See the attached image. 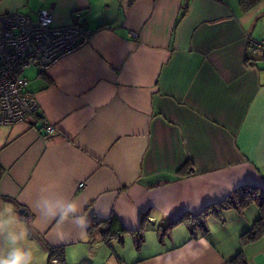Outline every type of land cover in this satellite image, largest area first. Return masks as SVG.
<instances>
[{
  "label": "crops",
  "instance_id": "obj_1",
  "mask_svg": "<svg viewBox=\"0 0 264 264\" xmlns=\"http://www.w3.org/2000/svg\"><path fill=\"white\" fill-rule=\"evenodd\" d=\"M46 8L54 25L78 14L93 34L23 73L57 135L46 138L36 116L0 125V202L15 206L38 259L62 247L66 264H231L238 254L264 264V234L241 242L261 216L254 201L209 212L204 232L179 222L159 239L237 187L264 189V56L250 47L264 41V0L247 11L239 0H0V13ZM52 194L77 200L87 228L114 215L127 231L88 242L75 217L39 214Z\"/></svg>",
  "mask_w": 264,
  "mask_h": 264
},
{
  "label": "built area",
  "instance_id": "obj_2",
  "mask_svg": "<svg viewBox=\"0 0 264 264\" xmlns=\"http://www.w3.org/2000/svg\"><path fill=\"white\" fill-rule=\"evenodd\" d=\"M52 21L50 8L40 9L35 17L18 10L0 13V125L22 123L38 112L23 74L28 66L35 65L43 71L87 45L93 34L78 14L68 25L56 26ZM250 45L264 56V41H251ZM42 125L46 138L58 134L44 119Z\"/></svg>",
  "mask_w": 264,
  "mask_h": 264
},
{
  "label": "trees",
  "instance_id": "obj_3",
  "mask_svg": "<svg viewBox=\"0 0 264 264\" xmlns=\"http://www.w3.org/2000/svg\"><path fill=\"white\" fill-rule=\"evenodd\" d=\"M261 0H239V4L243 11L251 9ZM251 47V45H250ZM252 48V47H251ZM36 119L43 120V116L36 114ZM43 125L41 124L40 127ZM43 128V127H42ZM191 166L192 162L188 161ZM188 167V165H187ZM186 166L180 167L178 172H184V174H189L185 171ZM192 174L193 168H192ZM190 171V172H191ZM256 202L261 211V216L255 220L253 225L244 233L241 234V242L247 243L258 238L260 235L264 234V189L257 187L256 185H242L234 189L226 198L223 200L214 203L213 205L205 207L198 215H186L183 214L175 221H170L162 230L159 231V239L162 240L165 236L166 231L169 230L173 225L182 222L185 223L191 235H195V228L199 227L204 231V217L209 212H217L222 208H235L237 210H243L250 202ZM212 210V211H211ZM127 229L123 224L115 217L111 215L106 220L97 221L92 219L87 228L86 241L93 242L96 235L102 239V241H107L109 238H121L122 234L125 233ZM135 241H143L144 228L141 226L139 230L132 231ZM55 260L58 264H66L64 259V252L62 247L52 248L47 264H53ZM231 264H246L242 254H238L232 259H230Z\"/></svg>",
  "mask_w": 264,
  "mask_h": 264
},
{
  "label": "clouds",
  "instance_id": "obj_4",
  "mask_svg": "<svg viewBox=\"0 0 264 264\" xmlns=\"http://www.w3.org/2000/svg\"><path fill=\"white\" fill-rule=\"evenodd\" d=\"M81 207L74 198H66L60 194L42 196L36 202V208L42 216L60 220H67L69 217L78 219L83 237L87 234L88 222L83 216H75ZM28 236V229L23 227V221L15 206L8 202H0V238L3 239L5 246L0 249V264H37L39 249L35 245L27 246ZM60 238L63 239L62 236ZM199 244L203 250L209 247L208 241L204 238H200ZM190 251L198 255L200 250L193 248ZM185 264H194V258L186 260Z\"/></svg>",
  "mask_w": 264,
  "mask_h": 264
},
{
  "label": "water",
  "instance_id": "obj_5",
  "mask_svg": "<svg viewBox=\"0 0 264 264\" xmlns=\"http://www.w3.org/2000/svg\"><path fill=\"white\" fill-rule=\"evenodd\" d=\"M19 212H20L21 214H23L24 216H28V213H27V211H26L24 208H20V209H19Z\"/></svg>",
  "mask_w": 264,
  "mask_h": 264
},
{
  "label": "rangeland",
  "instance_id": "obj_6",
  "mask_svg": "<svg viewBox=\"0 0 264 264\" xmlns=\"http://www.w3.org/2000/svg\"><path fill=\"white\" fill-rule=\"evenodd\" d=\"M31 71H33V69H31ZM48 138H50V137H48ZM37 264H46V263H45L44 259L41 258L40 260L38 259ZM56 264H58V263H56Z\"/></svg>",
  "mask_w": 264,
  "mask_h": 264
},
{
  "label": "bare ground",
  "instance_id": "obj_7",
  "mask_svg": "<svg viewBox=\"0 0 264 264\" xmlns=\"http://www.w3.org/2000/svg\"><path fill=\"white\" fill-rule=\"evenodd\" d=\"M44 71V70H43Z\"/></svg>",
  "mask_w": 264,
  "mask_h": 264
}]
</instances>
